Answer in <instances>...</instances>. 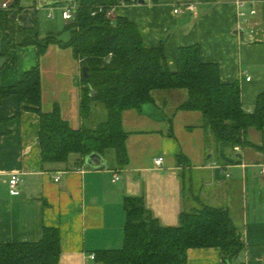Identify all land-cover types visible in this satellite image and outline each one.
Returning <instances> with one entry per match:
<instances>
[{"label": "crops", "instance_id": "crops-1", "mask_svg": "<svg viewBox=\"0 0 264 264\" xmlns=\"http://www.w3.org/2000/svg\"><path fill=\"white\" fill-rule=\"evenodd\" d=\"M21 1L23 10L12 11L11 18L25 28L37 24L41 38L62 32L68 22L61 15L63 4L40 7L39 0L29 5ZM238 1L200 0L195 9L177 14L173 9L183 0H146L118 7L115 13L141 27L148 47L164 42L171 69L176 70L181 47L199 44L202 58L218 63L224 82H240L243 107L252 112L264 91V0H245V10H257L246 21L239 18ZM4 3L9 0H0V7ZM9 39L10 32L2 31L0 88L13 86L39 65L43 109L59 103L64 118L81 127L86 122L80 114L81 63L71 49L53 44L39 57L36 45L10 48ZM57 50L69 51L75 61L71 82L78 96L71 107L58 98L43 100L45 82L56 76L58 66L54 64L50 73L55 75L50 76L42 62ZM186 96V90L156 92L155 101L123 112L122 126L129 133L127 165L101 154L106 160L101 168L75 157L68 166L47 168L39 144L40 115L16 95L0 94V243L39 241L46 227H54L61 236L58 264H101L90 255L124 245L126 197L144 199L149 213L171 227L180 224L183 211L199 208L200 200L232 212L245 243L236 263L264 264V154L252 145L239 146L225 151L229 160L235 159L226 161L206 130L203 113L177 110ZM246 138L264 146V129L251 127ZM159 156L164 160L157 165ZM15 172L21 181L12 194L9 180ZM187 255L188 264H224L219 247L189 248Z\"/></svg>", "mask_w": 264, "mask_h": 264}, {"label": "trees", "instance_id": "trees-1", "mask_svg": "<svg viewBox=\"0 0 264 264\" xmlns=\"http://www.w3.org/2000/svg\"><path fill=\"white\" fill-rule=\"evenodd\" d=\"M76 1L79 8L64 26L71 31L68 41L59 34L41 38L37 24L25 28L14 22L10 14L23 10L21 0H12L10 9L0 7V35L10 32V48L36 45L41 57L57 44L70 48L89 71L88 76L82 71L80 77V114L86 122L77 128L64 118L59 103L43 109L39 65L13 86L0 88L3 97L14 94L40 115L39 144L45 167L68 166L74 157L83 162L91 153L110 156L121 167L127 165L129 133L122 126L123 112L155 101L156 91L171 90H186L187 98L177 110L203 113L206 130L226 161L235 159L229 160L225 151L237 146L252 145L264 154L263 145L246 138L249 128L264 129V91L258 94L254 111H247L240 82H224L218 63L205 61L199 44L181 47L176 70L171 69L165 43L148 47L141 27L127 16L92 14L100 4L108 7L121 0ZM98 114L104 116L96 120ZM199 202V208L183 211L180 224L171 227L149 213L144 199L126 197L124 245L96 251L95 260L101 264H188L189 248L219 247L223 263L236 264L245 243L232 212ZM60 243V231L54 227H46L39 241L0 243V264H58Z\"/></svg>", "mask_w": 264, "mask_h": 264}, {"label": "rangeland", "instance_id": "rangeland-1", "mask_svg": "<svg viewBox=\"0 0 264 264\" xmlns=\"http://www.w3.org/2000/svg\"><path fill=\"white\" fill-rule=\"evenodd\" d=\"M24 4H32L30 2H33V0H23ZM37 2V1H36ZM35 2V5H36ZM12 0H9L8 7L6 9H10L12 5ZM22 5V2H21ZM62 32L58 33L60 38L64 41H68L71 37V31L66 30L64 26L61 27ZM56 34V35H58ZM47 59H44L43 64V71L45 74L49 73L51 76L52 73L55 75L54 72L50 73V70L52 71V67L56 63L58 66V71L56 73V76L53 79L47 80L45 82V94L44 99L47 103H50V100H54L56 98L61 99V101L64 102V104L69 105L71 107L72 103L75 105L74 98H77V92L78 88L72 84V78H73V70H72V63H74L73 57L69 55V51H64L59 54V51L51 54L49 57H46ZM56 66V67H57ZM74 68H76L74 66ZM54 71V70H53ZM77 75V72L75 76ZM78 76V75H77ZM177 91H184V90H177ZM156 92H163V91H156ZM100 111V109H98ZM103 109L101 110V112ZM97 115V114H96ZM104 114L101 116L98 114L96 117V120H100ZM216 140V139H215Z\"/></svg>", "mask_w": 264, "mask_h": 264}, {"label": "built area", "instance_id": "built-area-1", "mask_svg": "<svg viewBox=\"0 0 264 264\" xmlns=\"http://www.w3.org/2000/svg\"><path fill=\"white\" fill-rule=\"evenodd\" d=\"M200 0H183V2H181L179 5H177L174 9H173V12L175 13H183L185 11H190V10H193L197 7V3L199 2ZM140 2V0H121V2H119L118 4H113L111 6H105V5H98L97 8L95 9V11H93L92 14L96 15L97 12H105L107 13L108 16H113V15H116V10L118 7H121V6H125V5H129V4H138ZM238 6H239V18L243 21H246L249 14H252L254 15L257 10L255 9H251L250 13L244 9V7L246 6L247 4V1L245 0H240L237 2ZM3 7L4 8H7L8 7V4L7 3H4L3 4ZM79 8V4L76 0H69L68 2H66L65 4H63L61 6V15H63V18L65 20H68V19H72L74 17V12ZM51 16H54L52 14H50ZM251 77L248 76L247 77V80H250ZM236 149H239V147H235ZM164 160V157L163 156H159L157 159H156V164H161ZM215 166L217 165V163L214 164ZM261 167V174L264 178V163H262L260 165ZM60 178V175H58L56 177V180L58 181ZM119 178V174L116 173L115 174V178L114 180L116 181V179ZM21 181V175L20 173L18 172H15L14 174H12L10 180H9V188H10V192L12 194L16 193V191H18V186H19V183ZM91 258L95 259V254L92 253L90 255ZM236 264H245L244 261H238Z\"/></svg>", "mask_w": 264, "mask_h": 264}, {"label": "water", "instance_id": "water-1", "mask_svg": "<svg viewBox=\"0 0 264 264\" xmlns=\"http://www.w3.org/2000/svg\"><path fill=\"white\" fill-rule=\"evenodd\" d=\"M39 1H40V4H39L40 7H45L48 5H54L58 2L65 3V2H68L69 0H39ZM144 2H146V0H140L139 3H144ZM81 71H83V74H85L86 76L89 75L88 68L85 65L81 67ZM86 162L93 168H101V166L106 164L105 158L98 153H91L87 155Z\"/></svg>", "mask_w": 264, "mask_h": 264}]
</instances>
